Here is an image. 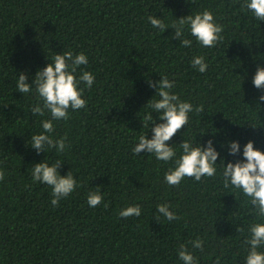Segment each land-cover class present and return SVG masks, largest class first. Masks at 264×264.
I'll list each match as a JSON object with an SVG mask.
<instances>
[{"label": "trees", "instance_id": "1", "mask_svg": "<svg viewBox=\"0 0 264 264\" xmlns=\"http://www.w3.org/2000/svg\"><path fill=\"white\" fill-rule=\"evenodd\" d=\"M245 0H0V264H183L178 253L185 245L196 264H246L244 243L255 223H264L242 190L224 187L221 159L243 160L249 141L264 152V92L252 83L257 66L264 67V21L242 7ZM208 10L223 27L221 41L205 48L185 26L183 47L172 38L178 19ZM152 15L169 26L164 32L148 20ZM177 19V20H176ZM84 53L87 65L75 76L91 72L95 81L83 83V109H69V119L53 121L54 139L67 137L62 153L37 154L31 136L43 132L31 109L43 102L34 87L37 71L56 54ZM205 57L200 73L191 61ZM33 89L17 91L19 74ZM166 76L171 92L192 104L185 125L166 142L176 151L169 162L146 151L134 155L140 135L152 138L155 124L142 121L152 109L156 89L149 87ZM259 104V105H257ZM202 111H196L201 108ZM159 113H152L156 123ZM252 126V127H251ZM255 127V128H253ZM183 140L219 153L217 172L197 182L185 177L169 186L165 174L176 167ZM229 142L240 153L228 154ZM59 160L61 176L70 171L77 187L57 206L52 189L33 182L32 167ZM90 192L103 201L93 208ZM171 205L178 217L169 221L156 211ZM139 205V217L119 213ZM241 229V231H237ZM203 241V249L192 241ZM264 252V246L258 249Z\"/></svg>", "mask_w": 264, "mask_h": 264}, {"label": "clouds", "instance_id": "2", "mask_svg": "<svg viewBox=\"0 0 264 264\" xmlns=\"http://www.w3.org/2000/svg\"><path fill=\"white\" fill-rule=\"evenodd\" d=\"M242 7L249 10L256 20L264 21V0H245ZM148 20L154 28H158L161 32L169 28L161 18L158 19L150 15ZM185 26H188L191 36L195 37L196 41L205 48L214 47L221 41L220 33L223 31V27L214 21L213 13L208 10L178 19L170 27L174 29L172 38L180 40L183 47H191L192 40L182 39ZM191 63L200 73H204L208 69V64L205 63L203 56L194 57ZM87 64L88 58L84 53L74 57L72 52L68 51L54 55L53 62L48 63L43 70L37 71L34 78V89L43 102V106L37 104L31 109V113L33 116H44L47 110L51 116V119L41 122L43 132L31 136V147L36 150L37 154L45 152L46 149H55L57 153L66 150L67 137L57 140L51 135L55 131L53 121H66L69 119V109L76 111L86 107L87 101L82 98L83 89L79 85L83 83L90 89L95 81V76L91 72L85 71L77 79L75 73L79 66ZM27 79L26 74H19L16 82L18 92L26 94L33 89V86L26 82ZM148 83L149 87L156 89L155 96H159L160 99L152 98L148 102L146 106L152 111L145 115L142 123L143 127H149L148 122L151 121L155 127L151 128L153 133L151 139H148L147 135L139 136V142L132 152L134 155H139L146 151L150 155L154 154L157 160L167 163L172 161L177 153L166 142L170 141L185 125H188V114L193 111V106L188 102H182L177 95L171 92L174 81L170 82L166 76H161V80L155 84L151 81ZM252 83L256 89L264 92V67L257 66ZM258 101H264V94L258 97ZM202 110V107L196 109L198 112ZM153 112L160 114L158 119L163 123H156L153 120ZM227 147L229 148L228 154L231 156H237L240 153L239 142H229ZM179 148L183 152L178 159H175L176 167L174 170L169 169L165 174V181L169 186H179L185 177L194 178L199 182L202 177H213L216 174V161L219 153L213 147L211 140L207 142L206 147H201L199 144L194 146L193 143L183 140ZM243 158L242 161L229 162L226 166L224 160L221 159L219 165H222L223 168L224 187L242 190L244 196L249 198L258 216L264 217V152L254 149L253 142L249 141L243 147ZM61 165L62 163L57 160L49 166L44 159L32 167L33 182H40L51 187L53 196L51 204L53 206H57L62 198L68 197L77 187V181L71 171L66 176L59 174L58 169ZM4 178L5 173L0 170V181H3ZM102 201L103 197L99 192L88 194L87 203L90 207L95 208ZM170 208L169 204H158L156 211L169 221L176 220L178 217L170 211ZM119 215L122 218L139 217L141 207L139 205L129 206ZM237 231H241V229H237ZM249 231L251 235L244 241L249 246L246 264H264V252L258 251L264 246V223H255ZM191 244L194 248L203 249V241L200 239L192 241ZM180 249L178 256L183 264H196L195 257L185 245H180ZM217 264H219V259Z\"/></svg>", "mask_w": 264, "mask_h": 264}]
</instances>
